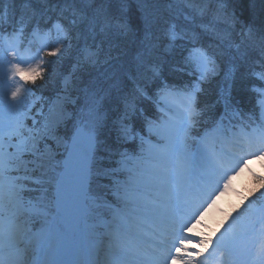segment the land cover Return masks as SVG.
<instances>
[{"label": "rangeland", "instance_id": "1", "mask_svg": "<svg viewBox=\"0 0 264 264\" xmlns=\"http://www.w3.org/2000/svg\"><path fill=\"white\" fill-rule=\"evenodd\" d=\"M23 49L20 41L10 45L4 35L0 37V218L11 226L12 234L11 239L0 240V264H44V252L52 244L58 264H73L86 240L98 243V248L93 258L82 250L85 264H144L124 246L140 247L145 254L156 251L164 256L161 264H264V131L259 130H264V98L258 127L246 124L254 131L253 143L243 145L229 162L224 153L213 152L210 137L220 131L211 116L201 115L188 96L164 99L163 106L171 111L148 125L144 133L149 140H144L138 159L130 165L121 163L122 179L109 186L110 195L99 183L93 184L85 213L71 231L58 222L50 195L54 184L50 179L60 168L67 141L56 139L59 143L53 146L62 152L58 154L44 146L49 127L60 125L70 112L62 99H55L40 114L41 125L36 124L39 110L28 84L40 71L41 54L25 55ZM61 50L62 46L54 52ZM192 59L204 74L207 59L197 53ZM234 68L231 62L219 87L223 106H228ZM81 120L93 133L101 124L88 107L85 116L75 115L71 132ZM246 130L234 134L243 140ZM40 149L46 150V158L52 156L49 162L39 158ZM43 174L47 184L39 188L37 199L26 198L23 180ZM33 181L44 184L38 178ZM105 207L113 208V217L99 222ZM158 216L172 223L161 237L154 230L162 227ZM148 231L155 233L156 242L151 241L155 246L146 244Z\"/></svg>", "mask_w": 264, "mask_h": 264}, {"label": "trees", "instance_id": "2", "mask_svg": "<svg viewBox=\"0 0 264 264\" xmlns=\"http://www.w3.org/2000/svg\"><path fill=\"white\" fill-rule=\"evenodd\" d=\"M3 35L10 45L20 41L21 53L41 54L40 71L28 84L39 110L36 124L55 99L70 112L49 127L46 149L62 153L53 145L68 141L77 113L85 116L89 107L99 115L93 168L106 184L120 176L125 156L141 151L137 136L163 115L164 96L189 93L199 113L213 120L231 62L228 101L240 119H259L264 0H0ZM38 37L45 40L37 43ZM193 53L206 56L207 80ZM38 153L46 163L52 159L46 150Z\"/></svg>", "mask_w": 264, "mask_h": 264}, {"label": "water", "instance_id": "3", "mask_svg": "<svg viewBox=\"0 0 264 264\" xmlns=\"http://www.w3.org/2000/svg\"><path fill=\"white\" fill-rule=\"evenodd\" d=\"M94 147V134L87 132L80 122L68 142L53 192V203L64 226L73 227L84 212Z\"/></svg>", "mask_w": 264, "mask_h": 264}, {"label": "bare ground", "instance_id": "4", "mask_svg": "<svg viewBox=\"0 0 264 264\" xmlns=\"http://www.w3.org/2000/svg\"><path fill=\"white\" fill-rule=\"evenodd\" d=\"M157 219H158L157 221L160 224H162V227L158 228V230L157 229H154V230L159 232V235L161 237L163 235V231H165L164 228L168 229V225H172V223H170L167 220V218H165V216H158ZM168 230H171V229L169 228ZM44 233L45 232L40 233V235L43 236ZM11 235H12L11 234V226L7 225L5 223V221L0 218V240L1 239L7 240L8 238H10ZM148 235L150 236L149 240L155 241L154 240V237H155L154 231ZM159 244H162V243H159ZM97 246H98V243L95 244L91 240H86L85 242L82 243L81 253H83L82 250H84V252L91 253L92 258H93L94 253L96 252V250L98 248ZM124 247L126 248L127 252L132 255L133 259L139 258L141 261H143L144 264H161L160 260L162 258V255L158 254L157 252H152V254L150 255V254H145L143 251H141V249L136 248V247L135 248L132 246H129V247L124 246ZM53 251H54V245L52 244V245H50V247H48V250H46L44 252V257H45L44 264H58L59 259H57V258L59 255L57 254V252H55L53 254ZM152 251H153V249H152ZM81 253L79 255H77L76 260L73 261V264H85L84 263L85 262V255H83ZM25 264H28V263H25Z\"/></svg>", "mask_w": 264, "mask_h": 264}]
</instances>
